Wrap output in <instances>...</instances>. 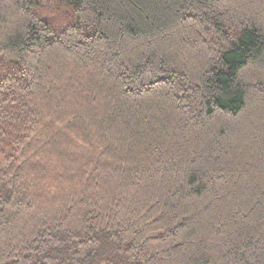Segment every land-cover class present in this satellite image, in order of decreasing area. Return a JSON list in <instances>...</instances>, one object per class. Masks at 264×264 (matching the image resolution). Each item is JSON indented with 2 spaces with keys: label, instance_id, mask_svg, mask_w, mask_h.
<instances>
[{
  "label": "trees",
  "instance_id": "16d2710c",
  "mask_svg": "<svg viewBox=\"0 0 264 264\" xmlns=\"http://www.w3.org/2000/svg\"><path fill=\"white\" fill-rule=\"evenodd\" d=\"M0 264H264V0H0Z\"/></svg>",
  "mask_w": 264,
  "mask_h": 264
}]
</instances>
